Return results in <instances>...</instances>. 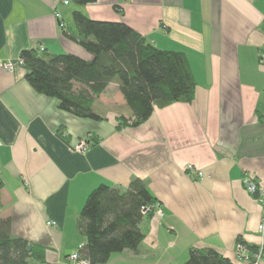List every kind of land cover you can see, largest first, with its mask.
Segmentation results:
<instances>
[{
  "label": "crops",
  "instance_id": "obj_1",
  "mask_svg": "<svg viewBox=\"0 0 264 264\" xmlns=\"http://www.w3.org/2000/svg\"><path fill=\"white\" fill-rule=\"evenodd\" d=\"M75 9L125 21L154 46L185 52L192 101L154 107L143 123L116 130L120 116H131L116 81L95 102L97 120L35 91L19 59L25 48L92 57L69 35ZM262 52L264 0H0V63H12L0 67V216L11 217L13 234L43 246L47 263L71 264L88 192L101 182L125 189L139 177L161 214L142 221L138 253L114 252L100 264H182L189 247L209 245L248 264L235 255L238 238L264 250V213L241 181L251 174L264 184ZM187 164L202 176L191 178Z\"/></svg>",
  "mask_w": 264,
  "mask_h": 264
},
{
  "label": "trees",
  "instance_id": "obj_2",
  "mask_svg": "<svg viewBox=\"0 0 264 264\" xmlns=\"http://www.w3.org/2000/svg\"><path fill=\"white\" fill-rule=\"evenodd\" d=\"M72 1L78 6L97 0ZM72 12L76 33L69 35L92 57L25 48L19 59L28 69L25 78L35 91L55 98L60 109L77 117L97 120L103 117L95 110V102L116 81L131 109L130 117L118 118L116 130L143 123L154 107L192 101L196 84L185 52L154 46L125 21L89 18L80 9ZM4 183L0 169V208ZM85 198L76 217L83 237L76 249L80 257L89 264H100L114 252L138 253L144 237L140 225L152 217L151 206L157 202L145 181L133 177L125 189L101 182ZM237 242L245 244L241 238ZM245 246L251 253L257 249ZM188 249L182 264H235L210 245ZM0 264H49L43 246L11 232L10 216H0Z\"/></svg>",
  "mask_w": 264,
  "mask_h": 264
},
{
  "label": "built area",
  "instance_id": "obj_3",
  "mask_svg": "<svg viewBox=\"0 0 264 264\" xmlns=\"http://www.w3.org/2000/svg\"><path fill=\"white\" fill-rule=\"evenodd\" d=\"M64 4L68 3V0H60ZM60 13H56V17H60ZM61 26H65L63 22H60ZM43 49V47H40ZM261 58L264 60V54L261 55ZM20 62L22 63V60L20 59ZM1 68L10 69L12 67L11 61H4L0 63ZM89 146V143L84 140H79L76 142L75 148L76 150L83 152L84 149H86ZM186 172L189 173L191 178L195 177H201L202 172L199 171L196 168H193L191 164H187L185 166ZM244 188L246 191H248L250 194H253L256 198V200L260 203L262 207V213H264V184H259L256 180L253 179V176L251 174H244L242 176V180ZM149 207L145 208L144 210H148ZM151 209H153L154 213L158 212L161 214V209L158 202L153 203L151 206ZM48 224H55V222L48 221ZM259 231H263L264 224H260L258 226ZM235 255L240 260H244L248 264H264V250L262 247H258L254 252H250L247 246L245 244H241L240 242L235 243ZM68 259L70 260L71 264H89L87 259L80 257V254L78 253V250H74L73 252L69 253Z\"/></svg>",
  "mask_w": 264,
  "mask_h": 264
},
{
  "label": "water",
  "instance_id": "obj_4",
  "mask_svg": "<svg viewBox=\"0 0 264 264\" xmlns=\"http://www.w3.org/2000/svg\"><path fill=\"white\" fill-rule=\"evenodd\" d=\"M28 249H30V246H28Z\"/></svg>",
  "mask_w": 264,
  "mask_h": 264
}]
</instances>
